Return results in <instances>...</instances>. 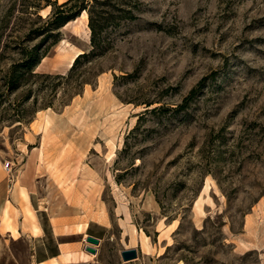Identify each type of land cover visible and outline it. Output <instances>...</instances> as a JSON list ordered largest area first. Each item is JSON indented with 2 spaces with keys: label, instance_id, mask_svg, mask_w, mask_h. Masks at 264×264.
Wrapping results in <instances>:
<instances>
[{
  "label": "rangeland",
  "instance_id": "374dc122",
  "mask_svg": "<svg viewBox=\"0 0 264 264\" xmlns=\"http://www.w3.org/2000/svg\"><path fill=\"white\" fill-rule=\"evenodd\" d=\"M100 2L27 70L51 6L0 0V264L34 218L81 264H264V0Z\"/></svg>",
  "mask_w": 264,
  "mask_h": 264
},
{
  "label": "trees",
  "instance_id": "16d2710c",
  "mask_svg": "<svg viewBox=\"0 0 264 264\" xmlns=\"http://www.w3.org/2000/svg\"><path fill=\"white\" fill-rule=\"evenodd\" d=\"M42 1H45L44 7H48L50 5L51 10L45 18H42L40 15H37L38 18L45 23V25H43L42 27H38L33 31V33H37L44 36L42 37L41 41L36 45V47L27 50L22 66L27 70H32L33 67L38 65L40 60L46 55L47 49H49L59 41L60 32H55L54 30L59 29L61 26L65 25L69 20L75 18V16L78 15L80 11L87 9L90 15L89 26L91 29L92 48L88 53H80L75 58L73 64L71 65L72 70L78 65L80 59L87 57L90 53H95L96 49H99L100 45L97 39L96 27L93 20V9L96 5L105 3H101L100 0H92L93 3H90L91 0H66L61 4H57L56 1L51 0ZM35 7L38 9L40 5L37 4L35 5ZM41 46H46L44 51L42 52L39 51V47Z\"/></svg>",
  "mask_w": 264,
  "mask_h": 264
},
{
  "label": "crops",
  "instance_id": "0c3cea01",
  "mask_svg": "<svg viewBox=\"0 0 264 264\" xmlns=\"http://www.w3.org/2000/svg\"><path fill=\"white\" fill-rule=\"evenodd\" d=\"M30 189V186H28ZM35 221L37 226L39 227L40 231L35 233L33 231L32 223ZM26 228H23L21 225H17V234L18 237H12L11 231L7 230V233H10V236L12 237L11 240H17L20 238L25 237L29 242V250L31 252L30 254V264H53V262H56L57 264H81L78 261H71L68 258H71L72 253L68 251V245L70 243L64 241L61 242V238L63 235L55 234L54 235V243L53 247H51L52 239L50 237H47L46 235V229L45 227L39 222V220H36V218L33 219L32 222H27L25 224ZM87 226V227H86ZM88 224L85 225V231L84 233L79 232L78 235H88L86 234V231L88 229ZM34 232V233H33ZM2 237H0V243L2 242ZM100 240V239H99ZM101 242V240H100ZM86 247V246H85ZM66 252H69L70 256L66 258ZM88 262V261H84Z\"/></svg>",
  "mask_w": 264,
  "mask_h": 264
},
{
  "label": "water",
  "instance_id": "95a60500",
  "mask_svg": "<svg viewBox=\"0 0 264 264\" xmlns=\"http://www.w3.org/2000/svg\"><path fill=\"white\" fill-rule=\"evenodd\" d=\"M85 242L93 246H98L100 244L99 238L91 236V235L86 236ZM85 250L91 254L97 253V250L94 247H91L88 245L85 247ZM120 255L124 261H129V260L136 259L138 257V252L135 248L124 249L121 251Z\"/></svg>",
  "mask_w": 264,
  "mask_h": 264
},
{
  "label": "bare ground",
  "instance_id": "6f19581e",
  "mask_svg": "<svg viewBox=\"0 0 264 264\" xmlns=\"http://www.w3.org/2000/svg\"><path fill=\"white\" fill-rule=\"evenodd\" d=\"M80 53H82V51L81 50H78V51H76L75 53H74V55L70 58V60H69V62H68V66H71L72 64H73V62H74V60H75V58L80 54ZM44 121L46 122V123H50V117L48 116V115H46L45 117H44ZM24 179V177H21V179H20V184L21 185H25V179ZM25 182V183H24ZM21 189V191H24V189L23 188H20ZM24 193H25V191H24ZM85 225H87V223H83V224H81V225H79V227H78V229H79V231L81 232L83 229H84V227H85ZM32 227H33V231L35 232V233H37L38 231H40V229H39V227L37 226V224L35 223V221L32 223ZM85 239H86V235H84V237H83V240L85 241ZM145 239H148V236H145ZM145 242H146V240H144ZM146 245L148 246V243L146 242ZM70 253L69 252H66V258H68L70 255H69ZM93 255V254H92ZM53 264H57L56 262H53Z\"/></svg>",
  "mask_w": 264,
  "mask_h": 264
},
{
  "label": "built area",
  "instance_id": "2783aa9c",
  "mask_svg": "<svg viewBox=\"0 0 264 264\" xmlns=\"http://www.w3.org/2000/svg\"><path fill=\"white\" fill-rule=\"evenodd\" d=\"M4 168L6 169L7 172H9L12 168L11 162L10 161L6 162Z\"/></svg>",
  "mask_w": 264,
  "mask_h": 264
}]
</instances>
